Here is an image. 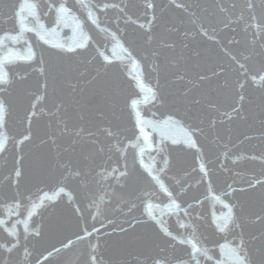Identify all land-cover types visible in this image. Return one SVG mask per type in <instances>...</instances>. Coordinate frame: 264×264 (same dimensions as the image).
<instances>
[{
  "label": "snow or ice",
  "instance_id": "1",
  "mask_svg": "<svg viewBox=\"0 0 264 264\" xmlns=\"http://www.w3.org/2000/svg\"><path fill=\"white\" fill-rule=\"evenodd\" d=\"M0 264H264V0H0Z\"/></svg>",
  "mask_w": 264,
  "mask_h": 264
}]
</instances>
